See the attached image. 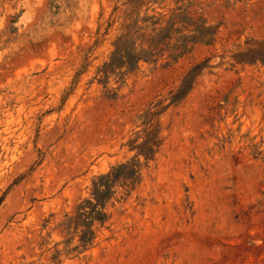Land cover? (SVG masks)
<instances>
[{
  "label": "rangeland",
  "instance_id": "obj_1",
  "mask_svg": "<svg viewBox=\"0 0 264 264\" xmlns=\"http://www.w3.org/2000/svg\"><path fill=\"white\" fill-rule=\"evenodd\" d=\"M0 264H264V0H0Z\"/></svg>",
  "mask_w": 264,
  "mask_h": 264
},
{
  "label": "trees",
  "instance_id": "obj_2",
  "mask_svg": "<svg viewBox=\"0 0 264 264\" xmlns=\"http://www.w3.org/2000/svg\"><path fill=\"white\" fill-rule=\"evenodd\" d=\"M125 37V36H124ZM143 58L145 59L146 57H144L143 55H139L137 57V59ZM185 86V82H182V86L180 87V89L178 90V93L182 94V92H186L188 89H190L191 85L189 86H185V89H183ZM141 152V150H140ZM129 162L125 163V164H121L119 166H117L116 168L112 169L110 172H108L107 174L101 175L98 178H96V182L93 183V189H92V194L95 195H104L105 193H108L110 191V184L113 183L116 179H118L120 176L124 177L128 176L126 173H123V171L125 169H131V171L129 172V176H132L130 178H133L134 176H136V174L139 171V166L135 165L134 166H129ZM105 181V182H104ZM104 202H101L99 200H97L96 206L98 207H103ZM103 216H106V214L103 213ZM90 220L93 222L95 220V217H90Z\"/></svg>",
  "mask_w": 264,
  "mask_h": 264
}]
</instances>
